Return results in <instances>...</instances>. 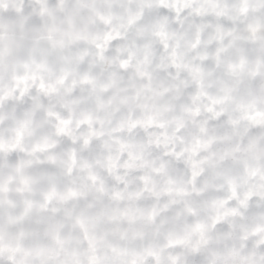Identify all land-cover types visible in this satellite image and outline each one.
I'll return each instance as SVG.
<instances>
[{
    "label": "clouds",
    "instance_id": "obj_1",
    "mask_svg": "<svg viewBox=\"0 0 264 264\" xmlns=\"http://www.w3.org/2000/svg\"><path fill=\"white\" fill-rule=\"evenodd\" d=\"M0 264H264V0H0Z\"/></svg>",
    "mask_w": 264,
    "mask_h": 264
}]
</instances>
